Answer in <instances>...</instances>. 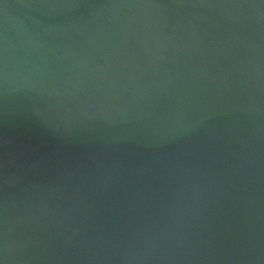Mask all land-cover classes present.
<instances>
[{"label":"water","instance_id":"1","mask_svg":"<svg viewBox=\"0 0 264 264\" xmlns=\"http://www.w3.org/2000/svg\"><path fill=\"white\" fill-rule=\"evenodd\" d=\"M0 264H264V0H0Z\"/></svg>","mask_w":264,"mask_h":264}]
</instances>
